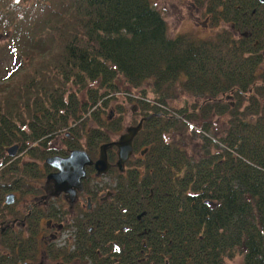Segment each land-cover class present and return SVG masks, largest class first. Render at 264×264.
I'll return each mask as SVG.
<instances>
[{
  "label": "trees",
  "instance_id": "1",
  "mask_svg": "<svg viewBox=\"0 0 264 264\" xmlns=\"http://www.w3.org/2000/svg\"><path fill=\"white\" fill-rule=\"evenodd\" d=\"M190 1L228 29L208 40L169 37L149 0H0V32L8 34L0 45V191L46 165L61 133L74 136L71 147L84 139L95 158L120 127L121 105L116 119L101 115L118 79L134 89L147 82L154 97H133L146 118L133 141L148 152L138 168L113 170L112 210L91 225L106 219L112 229L121 203L125 221L140 216L131 227L144 233L128 242L150 253L139 264H226L235 256L264 264V2ZM174 84L202 104L166 112ZM212 115L228 116L215 140L205 134ZM196 119L202 141L192 151L165 140ZM14 144L26 161L7 156Z\"/></svg>",
  "mask_w": 264,
  "mask_h": 264
},
{
  "label": "flooded vegetation",
  "instance_id": "2",
  "mask_svg": "<svg viewBox=\"0 0 264 264\" xmlns=\"http://www.w3.org/2000/svg\"><path fill=\"white\" fill-rule=\"evenodd\" d=\"M133 111L139 113L134 105ZM145 119L140 115L129 126H135L140 121L141 129ZM63 134L64 148L55 152L52 150L50 156L65 157L75 149L87 154L84 139L82 144V138H78L81 148L71 147L69 140H74V136L69 132ZM135 136L131 140V153L123 162L121 171L115 167L116 148L111 146L106 150L107 171L96 175L92 165L85 166L79 187L47 180L49 174L57 172L56 168L47 164L37 165L36 172L4 183L0 191V264H124V261L139 264V259L149 256L150 253H144L143 249L134 250L138 246L128 243L140 240L144 231L131 227L133 220L141 222L139 215L133 216L130 221L124 220L123 216L129 212L123 204L117 205L118 217L113 220L112 229H108L110 225L106 219L103 223L91 225L92 221H99L97 217L108 216L114 201L116 181L113 179L110 187L98 186L97 179L111 169L125 174L128 162L133 163V168H138L140 160L148 152L147 145L134 146ZM113 140L109 139V142ZM109 152L114 156L109 158ZM87 156L94 161L98 152L95 158ZM11 158H16V154ZM82 234L88 236L85 238ZM82 243L86 245L83 247Z\"/></svg>",
  "mask_w": 264,
  "mask_h": 264
},
{
  "label": "rangeland",
  "instance_id": "3",
  "mask_svg": "<svg viewBox=\"0 0 264 264\" xmlns=\"http://www.w3.org/2000/svg\"><path fill=\"white\" fill-rule=\"evenodd\" d=\"M14 2H20L21 0H12ZM25 1V0H22ZM153 7L160 13L166 24V31L169 37H174L178 34L185 35L192 39L199 40H208L214 39L215 35L221 29H228L227 25L224 24H212L200 11L195 9L191 4L190 0H149ZM3 34L4 32H0ZM6 41V38H0V45H3ZM117 91L114 95V98L109 102L108 106L104 109L101 114L103 117L109 116L111 119H116L118 114L114 111L117 105H121L123 112L120 116V127L115 132L109 134L110 139H116L117 136L123 132L125 127L135 123L140 114L132 112V107L134 105V96L141 95V91H145V95L148 99H152L153 93L151 90L150 84L147 82L141 87L134 89L128 86L122 79H118ZM166 98L165 109L166 112L172 110H177L186 106L187 110L190 111L192 107H197L202 104L203 99L200 96H193L181 92L180 87L177 84H174L171 87H168L165 90ZM80 100L84 101L85 95L84 92H79L77 94ZM133 98V99H132ZM224 102H229L233 105L234 100L232 97H224ZM228 116L227 115H212L209 119L210 122V131L205 133L210 139L215 140L219 136V132L227 126ZM200 120L196 119L195 121L188 122V127L183 134L174 133L172 131L167 132L164 137L168 143H176L178 145H184L188 151H192V147L199 146L202 141V133H198ZM88 127H95L94 122L89 121L87 123ZM61 133L53 139L50 140L48 146L54 151L64 148L65 137ZM204 135V134H203ZM57 139V142L55 143ZM83 140H80V143L83 144ZM214 150V149H212ZM55 152V151H54ZM20 156V157H18ZM16 157L20 158V162L26 161L27 158L22 155V153L17 149ZM134 161V160H133ZM132 163L130 164V167ZM128 167V168H130ZM127 168V166H126ZM116 169H111L106 175H101L97 179L98 186L109 185L113 183L114 171ZM226 264H241V258L235 256L232 259L226 260Z\"/></svg>",
  "mask_w": 264,
  "mask_h": 264
},
{
  "label": "water",
  "instance_id": "4",
  "mask_svg": "<svg viewBox=\"0 0 264 264\" xmlns=\"http://www.w3.org/2000/svg\"><path fill=\"white\" fill-rule=\"evenodd\" d=\"M264 2V0H259ZM7 33L1 37H7ZM141 122L139 121L135 126H128L124 132L120 134L116 140L102 143L98 147V156L94 161H91L87 154L82 150H71L65 157L48 156L44 163L57 169L56 173L49 174L47 180L58 181L62 183H70L76 187L80 186V179L84 177V167L93 166L96 175L104 174L109 168V163L106 160V150L111 146L116 148L115 167L119 171L122 170V164L131 153V140L133 136L140 129ZM18 147L16 144L10 146L6 150V154L10 157L16 154Z\"/></svg>",
  "mask_w": 264,
  "mask_h": 264
},
{
  "label": "bare ground",
  "instance_id": "5",
  "mask_svg": "<svg viewBox=\"0 0 264 264\" xmlns=\"http://www.w3.org/2000/svg\"><path fill=\"white\" fill-rule=\"evenodd\" d=\"M9 148V147H8Z\"/></svg>",
  "mask_w": 264,
  "mask_h": 264
}]
</instances>
